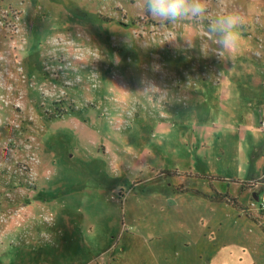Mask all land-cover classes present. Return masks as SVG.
Returning a JSON list of instances; mask_svg holds the SVG:
<instances>
[{"label": "rangeland", "instance_id": "rangeland-1", "mask_svg": "<svg viewBox=\"0 0 264 264\" xmlns=\"http://www.w3.org/2000/svg\"><path fill=\"white\" fill-rule=\"evenodd\" d=\"M142 2L0 0V264H264V2Z\"/></svg>", "mask_w": 264, "mask_h": 264}, {"label": "clouds", "instance_id": "clouds-1", "mask_svg": "<svg viewBox=\"0 0 264 264\" xmlns=\"http://www.w3.org/2000/svg\"><path fill=\"white\" fill-rule=\"evenodd\" d=\"M142 6L163 24H175L189 18L198 22L208 20L207 31L224 52L234 51L242 39L244 16L233 11L209 19L208 0H143Z\"/></svg>", "mask_w": 264, "mask_h": 264}, {"label": "crops", "instance_id": "crops-1", "mask_svg": "<svg viewBox=\"0 0 264 264\" xmlns=\"http://www.w3.org/2000/svg\"><path fill=\"white\" fill-rule=\"evenodd\" d=\"M258 0H256V2H257ZM259 1H261V2H264V0H259ZM253 9V8H252ZM258 9V11H261V13H262V16L260 17V21L262 22V23H264V6H261V8H257ZM258 11H256L257 13H258ZM247 17H248V15H247ZM249 19H250V16H249ZM248 19V20H249ZM254 23V22H253ZM257 22H255V25H258V24H256ZM262 26V25H261ZM244 27H246L247 29H249L248 30V32H246V28H245V30L244 31H242V34H245V33H251V40H249V41H251V42H255V43H257V40H261L262 38L261 37H259L260 35H263L262 33H260V32H257L255 29H254V26H253V24L251 25V26H249V25H245ZM243 27V28H244ZM250 35V34H249ZM254 39H256V41H254ZM248 41V42H249ZM241 43H246V41H245V39H243V40H241ZM254 43V44H255ZM255 49H258L257 48V46L255 47ZM259 50V49H258ZM264 119V116H262V120ZM261 177V176H260ZM259 177V178H260ZM262 184H264V182H261ZM253 184V183H252ZM228 188H230V187H228ZM216 191H219V192H221V193H225V191L224 192H222L221 190H219L218 188H217V190ZM231 190L229 189V190H227L226 192H230ZM250 191V190H249ZM251 196L254 198V201H259V199L260 198H262L263 196H264V189L261 191V192H259V191H253V193H251ZM257 209L259 210V212H262V213H264V210L262 211V210H260V206H259V204L257 203ZM243 251H246V250H243Z\"/></svg>", "mask_w": 264, "mask_h": 264}, {"label": "built area", "instance_id": "built-area-1", "mask_svg": "<svg viewBox=\"0 0 264 264\" xmlns=\"http://www.w3.org/2000/svg\"><path fill=\"white\" fill-rule=\"evenodd\" d=\"M261 125H262V128L264 129V119H263V121H262V123H261ZM257 203L259 204V206H260V210H264V196L262 197V198H260L259 199V201H254V204L257 206Z\"/></svg>", "mask_w": 264, "mask_h": 264}, {"label": "trees", "instance_id": "trees-1", "mask_svg": "<svg viewBox=\"0 0 264 264\" xmlns=\"http://www.w3.org/2000/svg\"><path fill=\"white\" fill-rule=\"evenodd\" d=\"M106 18V17H105ZM104 18V19H105ZM105 20H108V19H105ZM70 107H72V105H70ZM219 178V177H218ZM216 191V190H215ZM216 194L220 197V198H224V197H227V198H230V199H235L234 197H231V195H229V193L228 192H225V193H221V192H219V191H216ZM233 202H235V200L233 201Z\"/></svg>", "mask_w": 264, "mask_h": 264}]
</instances>
